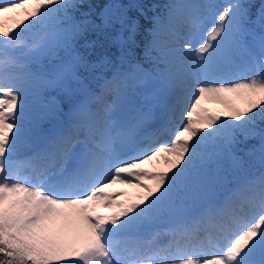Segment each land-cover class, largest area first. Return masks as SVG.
I'll return each instance as SVG.
<instances>
[{
  "label": "snow or ice",
  "instance_id": "snow-or-ice-1",
  "mask_svg": "<svg viewBox=\"0 0 264 264\" xmlns=\"http://www.w3.org/2000/svg\"><path fill=\"white\" fill-rule=\"evenodd\" d=\"M84 4L0 3V264H264V0L170 3L145 48L155 75L130 63L98 77V93L81 73L112 64V48L123 63L140 26L119 4L99 22L91 11L77 19ZM180 25L188 39L175 47ZM42 59L57 61L50 73ZM140 86L150 91L136 103ZM48 90L69 103L67 124L52 130L29 103ZM163 98L171 104L158 116ZM205 101L228 117L208 114ZM178 115L183 126L160 142ZM254 139L261 169L248 174L239 153ZM162 154L166 170L141 168ZM114 185L142 192L117 202L126 194L106 191Z\"/></svg>",
  "mask_w": 264,
  "mask_h": 264
},
{
  "label": "rangeland",
  "instance_id": "rangeland-1",
  "mask_svg": "<svg viewBox=\"0 0 264 264\" xmlns=\"http://www.w3.org/2000/svg\"><path fill=\"white\" fill-rule=\"evenodd\" d=\"M6 2H8V0H0V3H6ZM199 2H204V0H199ZM211 2L217 6H222L226 3H228L229 0H211ZM26 7L30 8L31 6H26ZM216 10L219 11L220 8L218 7ZM20 11H22V10H20ZM6 15L15 16V13H9ZM17 19H23V17L19 16V17H17ZM163 30L164 31L167 30V22H165V26H164ZM178 31H179V36L173 38V40H174L173 46L182 47L183 43L188 39V33H187L186 28L183 25H180L178 27ZM165 38H167V37H165ZM196 42L198 43V40ZM43 60L44 59L41 60V64H44ZM54 65L55 64H53V66L49 67L45 71L50 73L52 71ZM33 67H35V65H33ZM142 67L146 72L153 73V75H155V69L153 70L151 68L149 70L144 66H142ZM154 68H156V65L154 66ZM127 70L128 69L122 70V71H127ZM85 81H86V79L84 78V83L88 87V85L86 84ZM51 91L52 90H48V91L44 92L42 94V97L38 101H33L32 98L29 99V103L31 106L30 111L34 115L38 114L39 116L42 117L41 126L45 130H52V129H55V128H58V127H61V126H64L67 124V121L65 120V118L62 114V102H61V99L58 97L61 94L54 91L57 95V96H55V95L51 94ZM149 91H150V88H145L143 86H140V87L133 89V94H132L133 101L136 103H141L143 96L147 95L149 93ZM108 99H109V101H111L113 98L109 97ZM163 101H164L163 104L158 109V116L163 115L167 111L168 106L171 104V98H163ZM234 102H235L237 107H240V108L245 107V104L243 101L235 100ZM188 104H190V101L185 102V105L182 107V111H187ZM56 105H59V111H57ZM202 107L204 109H207L208 114L218 115V116H220L221 119H226L229 115L227 110L224 108V106L221 104H218V103L205 101V102H203ZM112 115H113V118L118 119V118H121L122 112L118 108L116 111H114V113ZM184 122H185L184 117L182 115H178L174 125L172 126L171 131L164 134L163 136H161L160 142H171L177 127H182ZM27 154H28V149L26 147H21L20 149H18L17 159H23L24 156H26ZM239 155L241 156L240 153H239ZM241 158L243 160V167H244L245 163H246V159L243 158V156H241ZM167 167L168 166L164 163V155L163 154L160 157H157L152 163L145 164V165L141 166V168L144 171H148V172H156V171H160V170H166ZM228 168H229L228 162L223 161L222 162V170L223 171L221 172V175L226 174V170ZM137 170H140V169H137ZM145 183H151V181H145ZM106 191L111 193V194H116L119 192L125 193L126 195L120 196L118 201H117V202H123V203H127V202L134 200L142 192L141 189H137L134 187H128L126 185H114L111 188L106 189ZM118 210L119 209H106V208L101 207V208L97 209V212L101 215L108 216V215H111L112 212L118 211ZM166 239H167L166 236L161 237V240H166Z\"/></svg>",
  "mask_w": 264,
  "mask_h": 264
},
{
  "label": "trees",
  "instance_id": "trees-1",
  "mask_svg": "<svg viewBox=\"0 0 264 264\" xmlns=\"http://www.w3.org/2000/svg\"><path fill=\"white\" fill-rule=\"evenodd\" d=\"M173 2H176V0H85L84 6L79 10V12L76 13L77 19L81 18L80 12L91 11L93 14L92 18L97 19V22H99L97 14L104 8L105 5L119 4L123 6L122 11H125L128 17L137 20L140 26L136 37L137 45L133 49L131 55L125 57L124 62L122 63L117 58L119 56V52L117 51V49H110L111 53L113 54L111 56L113 63L91 69L90 71L82 72L81 74L82 77L86 79V84L89 87L96 88L99 83L103 82L101 79H98V77H107L108 74L110 72H113L115 69H122L126 67L128 68L129 64L133 62H140L143 65L151 67V65L155 63V61L154 59L146 55L145 48L152 40V36L150 34L152 21L154 18L164 17L166 14L167 5ZM259 2L260 0H256L257 5L259 4ZM89 4L93 6L91 10L88 7ZM150 55L151 57H156L157 53L153 51ZM91 59L95 60L96 56L91 57ZM43 62V68L46 69L57 63L55 59H44ZM59 97L63 103L62 114L68 121V117L66 115L69 108L68 99L63 94H61ZM241 147L245 149V151L240 152L241 156L246 159L244 169L248 174L258 173L261 169V162L258 152L259 141L255 139L249 140ZM250 149H255V151L251 155L247 154L248 150Z\"/></svg>",
  "mask_w": 264,
  "mask_h": 264
}]
</instances>
